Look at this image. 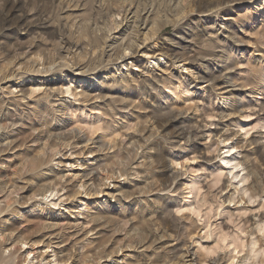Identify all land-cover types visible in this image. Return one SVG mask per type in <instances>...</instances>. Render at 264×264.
Returning a JSON list of instances; mask_svg holds the SVG:
<instances>
[{"label": "rangeland", "instance_id": "obj_1", "mask_svg": "<svg viewBox=\"0 0 264 264\" xmlns=\"http://www.w3.org/2000/svg\"><path fill=\"white\" fill-rule=\"evenodd\" d=\"M54 1L0 0V78L2 73L9 74L0 82L13 97L24 92V103H50L54 116L45 112L41 118L59 124L51 138L60 144L69 142L46 166L63 175L62 188L29 199L22 192L13 194L17 201L12 195L11 207L67 214L73 225L66 234L77 228L89 231L99 224L70 253L81 261L90 239H96L89 244L94 255L100 251L97 254L92 246L106 249L113 239L114 252L99 263L83 264H158L181 260V256L186 264L205 260V264H264V0H186L185 16L176 24L164 25L154 36L151 28L165 19L163 14L172 19L177 12L168 0H159L148 27L138 22L135 33L131 32L132 37L137 34V41L149 37L134 57L104 62L82 74L64 66L66 61L69 66L75 60L83 62L82 54L73 51L58 59L60 66L42 74L41 50L29 46L46 38L44 46H53L59 28L75 37L76 23L93 17L96 12L90 5L96 1L91 5L96 7L98 2L73 0V6L69 0ZM105 1L118 8L107 27L113 28L110 36L117 38L116 21L126 16L132 21V14L124 11L130 5L127 0ZM29 20L43 26L35 27ZM15 51L23 52L20 58ZM84 51L85 57L94 56L90 46ZM131 53L127 49L126 54ZM170 114L180 117L168 121ZM32 119L33 127H39L33 131L41 147L48 142L50 128L46 122L35 125L39 118ZM77 131L81 138L73 137ZM129 140L135 141V158L106 165L113 146ZM11 160L12 167L20 166L16 156ZM92 167L100 177L96 183L82 177ZM99 182L105 183V193L96 196ZM116 188H129L133 194L125 197L120 190L115 196L106 194ZM102 205L113 206L117 217L94 222L91 215ZM141 231L153 236H144L139 248L136 243L128 247L122 243L125 232ZM256 238L260 240L254 243ZM120 244L123 247L117 253ZM35 248L31 252L29 244H21L24 264L74 263L73 257L66 263L57 259L58 245L46 247L42 242ZM216 258L219 263H214Z\"/></svg>", "mask_w": 264, "mask_h": 264}, {"label": "bare ground", "instance_id": "obj_2", "mask_svg": "<svg viewBox=\"0 0 264 264\" xmlns=\"http://www.w3.org/2000/svg\"><path fill=\"white\" fill-rule=\"evenodd\" d=\"M49 1L52 2V0H49ZM72 1L73 0H69V3H71ZM124 1L129 2L130 8H127V6H126V8H124V11L128 15L132 14V21L129 22L130 20L128 21L129 17H127V16L124 17L122 21H116V23H117L116 27L119 28V31H118L119 36L117 38L115 36H113V37L110 36L109 33H110V31L113 30V28H107V27H108V19L110 18V16L114 15L116 13V11H118V8L114 7L113 4L111 5L110 1L108 2L105 0H98L96 7H93L96 1H94V3L91 4L93 6L90 5V8L91 7H92V9L95 8L94 11L96 12V14H94L93 17H91L90 19L86 20L87 22H80V23L78 22L79 24L76 23V27H75V33H76L75 35L76 36L75 37H73V35H72V38H71L70 36H68L70 34L66 33L64 30H62L60 28L56 30V28H55V30H56V42L53 46H51V45H50L51 47L49 45L44 46L45 43H43V41L44 40L47 41V38L44 39L45 37L43 38L44 40H42V41L38 40V39H37V41L35 40L36 42L32 43L29 46V48L31 50H33V49L41 50L40 55H41V58H43L42 64L45 65V68L43 70H41L40 72L42 74H47V73L51 72L54 68L61 65L62 62L61 61L58 62V59L66 58L68 56V54H70L73 51L74 52L77 51L79 54H82L83 62H81V61L78 62L77 60H75L74 64L72 66H69V62L66 61V62H64V66H68L70 72L80 70V72L83 74V73H85L91 69H95L97 66L103 65L104 62L108 63L111 61H113V62H125V61H127L128 59H130L131 57H134L137 54V51L140 49L141 44H142V48H145L146 44L144 43V41L149 37L146 36L144 41H142V42L137 41L136 38L134 39V37L137 36V34H134V37H132L133 35H131V32L134 28H138L137 27V26H139L138 22H141L142 28H143V26H145V28L148 27V24H150L149 23L150 17H153L152 15L157 12L156 5L159 2V0H127V1L124 0ZM184 1H186V0H168V3H169L168 5L173 8V9L171 8V10L177 11L176 13L172 14V16H175V17L174 18L172 17V19H171L168 17V14H163L165 16V19H163L160 23H158V26L151 28L150 32L152 35L155 36V34H157L164 27V25H166L168 23H175L176 24L177 19L179 17L181 18V16H185L184 15L185 14V8L183 6ZM56 2H57V0H56ZM88 3L90 4L91 0H89V1L87 0L86 4H88ZM160 3H162V2H160ZM82 4H84V3H82ZM85 5H83V6H85ZM73 6H75V5H73ZM90 8L88 7L87 9L90 10ZM186 14H187V12H186ZM87 15H89V13ZM41 16H43V15H41ZM91 16H92V14H91ZM20 18H22V17H20ZM32 18L33 17H31V19ZM28 19H30V18H28ZM130 19H131V17H130ZM44 20H45V18H44ZM29 22L31 25H33L31 20H29ZM26 24H28V23H26ZM39 24L35 22V24L33 26L37 27V26H39ZM43 24H44V22H43ZM50 24H51V22H50ZM40 25H42V24H40ZM73 25H75V24H73ZM31 29H33V28H31ZM46 31H48V30H46ZM133 31L135 33V29ZM41 32H43V31H41ZM69 33H71V32H69ZM48 40L52 41L51 38L50 39L48 38ZM32 41H34V40H32ZM46 41H44V42H46ZM20 43H22L21 40H20ZM15 45H18V44H15ZM88 46H90L92 49L95 50L94 56H91V55H93V54H91L90 56H88L89 58L85 57L86 55H84V53H83L84 49ZM17 49H20V47L18 46ZM96 49H100V50L97 52ZM127 49L132 50V53L130 54V56H128L129 54H126ZM23 51H25V50H23ZM21 53H23V52L17 51L15 53V55H17L16 57L20 58ZM85 53H87V52H85ZM153 57H154V55H153ZM85 58L87 60H85ZM38 63H41V61H38ZM34 70H35V68H34ZM1 71L2 70L0 68V72ZM13 76H14V74H13ZM8 78H9V74L2 73V78H0V81H1V79L3 81V80H6ZM3 82H5V81H3ZM3 82H0V264H24V262L26 261V257L23 258V256H25V255H23V253H20L21 252L20 251L21 250V244L22 243L29 244L30 248L32 249L31 250V252H32V251H36L35 250L36 244H39L42 242L46 247H51L52 245H58L60 248L57 249V251L55 253L57 255V259L60 262L66 263L70 258L73 257V252L70 253V251L73 250V249H71V247L75 246L77 244V242L80 243L85 238V236L86 237L89 236L88 232L96 229L95 227H97L99 224H97L96 226L91 228V230L89 229V231H84V230L81 231L82 230L81 228L80 229L77 228L73 233L66 234L67 229L70 230V228H72V226H70V225H73L71 223L69 215H67V214L59 215L58 213H56L53 210H47V208H41L38 210L37 207H34V208L32 207L29 211L21 212V210H20L21 208L11 207L10 204L13 201V197H14V202L17 201V199L15 198V196L13 194L22 192L21 196L29 199V198H33L35 194H46L47 191L55 190L58 187H60V185L62 186L63 175L58 174L57 172H53L54 171L53 169L46 168V166L53 159V157L56 155V153H58V150L62 146L67 147L69 145V142L68 143L63 142L60 144V142L58 143V142H56V140H54V138H51V136L52 135L54 136L56 134V132L60 129V126H59V124H57V122H53V121L49 120L48 118L43 119V120L41 118L42 114H44L45 112L47 114H49V112H51L52 116H54L53 111L49 108L50 103L49 104L46 102L37 103L35 101L28 102V104L26 102L24 103V101L22 99L26 97L25 93L22 92L20 97H13L10 94L11 90H10V93L9 92L7 93L8 89L5 88V86H3ZM123 82H125V81H123ZM49 89H51V88H49ZM62 104H63V102L61 101L59 103V105H62ZM171 114H170V117L166 118V119H168V121H173V120L178 119L180 117V115L171 116ZM162 115L164 117V114H162ZM165 115H167V114H165ZM34 116L36 118H39L35 125L41 126L43 123L46 122V124L50 128L49 129V138L47 139L48 142L46 141L47 143H44L45 145H42L41 147H39L37 144L39 135L35 134V132H34L35 131L34 129L39 128L37 126L33 127L34 122H33L32 118ZM161 120H162V118H161ZM94 127H95V125H94ZM80 133H81L80 131H77V133L75 135L73 134V137L74 138H76V137L81 138ZM66 136H67V134L65 133L64 137H66ZM138 142L140 143V141H138ZM70 145H72V143ZM134 146H135V141H133V140H131V141L129 140V141H127V143L125 142L121 145H118L117 147H116V145L113 146V148H114L113 152L111 153V155L109 157L106 158V160L108 162V163H106V165L107 164L113 165V163L116 164L118 162V160H120V159L122 160V162H123V160L131 161L132 159H134L135 158V155H133ZM16 148H18V150L16 152H13L16 150ZM11 156L12 157L16 156V158L19 159V163H20L19 167H17V166L12 167V165L10 164L12 161ZM19 163H18V165H19ZM4 164H5V167H3ZM49 169H51L50 172H48ZM89 169L90 170L87 171L86 173H84L82 175V177L87 176L88 180L93 181V182L99 180L100 177L97 176V172H95V168L92 167ZM124 169L125 168H122V166H121L120 171L124 172ZM105 177L109 178L110 177L109 173L107 175H105ZM29 179L30 180L36 179L38 182H41V184L39 183L40 185H37L36 182H35L36 184H32V183L30 184ZM102 180H103V178H101L100 181H102ZM27 183H29V184H27ZM41 185H44V187L41 188ZM97 185L101 186V188H97L96 196H98V192L99 193L100 192L105 193L104 190L106 187H104V189L102 188V186L105 185V183L99 182V184H97ZM97 185H96V187H97ZM60 188H62V187H60ZM119 188L111 190L110 192H107L106 194L107 195L110 194L112 196H115L117 193V190H120L119 193H123L125 197L129 196L131 193L133 194V192H132L133 190H131L129 188L125 189V190H124V188L123 189H119ZM132 189H134V188H132ZM69 190H72V187H70ZM106 191H107V189H106ZM26 193H27V195H26ZM12 195H13V197H12ZM3 201H6V202H5V204L2 205ZM22 205H23V203H22ZM114 210L115 209L111 205H102L101 207L96 209V211L91 216L93 217L94 222H96V221H97V223H100V221L101 222L102 221L108 222V219H113V217H117L113 214V212H115ZM12 214H16L17 218H15V219L11 218L10 216ZM143 219H144V217H143ZM147 220H148V218H147ZM149 222H150V220H149ZM111 223H110V226H111ZM103 225H105V223ZM120 227H122V225ZM109 229H110V231H112L114 228L110 227ZM118 231H119V229H118ZM153 231H151V232H153ZM141 232H136V233L134 232V234H130V233L125 232L123 234L124 236H122V238H120V239L122 240V243L124 241V245H126L127 247L133 246L132 244L136 243V245H139L138 246V248H139L140 246L143 245L144 236H145V238L147 236L148 237L150 236V234H148V232L147 233H143V232L141 233ZM74 236H77V237L74 238ZM152 236H153V234H151L150 238ZM110 238L111 237H109V239ZM156 239H157V237L155 238V241H156ZM256 239L254 240V243H256V241L260 240L258 238H256ZM95 240L90 239V241L88 243L85 242V243H87V246L85 245L86 247H83L86 249H84L81 253V255H82L81 261H79V257H77V255H74V257H73L74 263L73 264H77V263L83 264L85 262L89 263V261H90V263H99L103 257H107L108 255H110V253L112 254L114 252V249L112 251L110 247H113V243H114L113 240H115V239L112 240V238H111L112 242L110 244H108V246H107L108 249L110 248L109 252H107V250H108L107 248L102 249V248H99L98 246H96L94 248L92 246V249H95L97 254L100 251L99 256L94 255V253L91 252L92 250H90V248H89L90 247L89 244L94 245ZM109 242H110V240H109ZM85 243H83V244H85ZM157 243L158 244L161 243L160 240H158ZM18 244H19V247H15V248L13 247V245H18ZM114 245H116V244H114ZM77 247H79V246H77ZM122 247H123L122 244L117 246L116 252L118 253V249H120ZM110 250L112 252H110ZM7 251H8V253H7ZM18 252H19V254H18ZM29 254H30V252H29ZM161 260H162V258H161ZM169 260H172V258ZM157 261H158V259H157ZM190 261H194V259H190ZM205 261H203L200 264H205ZM219 261H220V259L216 258V260H214V263H216V262L219 263ZM169 262H173L172 264H186L185 260L184 259L182 260V256H181V260L179 259L178 261H176V260L175 261H167V262L165 261L163 263H158V264H170ZM190 263H188V264H190ZM206 263H207V261H206ZM101 264H103V263H101ZM153 264H155V263H153ZM228 264H232V262H229Z\"/></svg>", "mask_w": 264, "mask_h": 264}]
</instances>
